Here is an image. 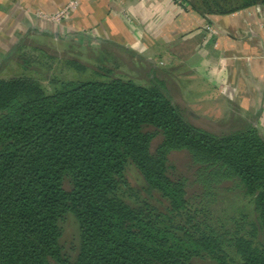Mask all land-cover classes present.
Wrapping results in <instances>:
<instances>
[{"label": "trees", "instance_id": "1", "mask_svg": "<svg viewBox=\"0 0 264 264\" xmlns=\"http://www.w3.org/2000/svg\"><path fill=\"white\" fill-rule=\"evenodd\" d=\"M227 3L191 6L231 12L264 0ZM32 45L23 39L11 53L24 70L32 63L21 53L26 46L50 58L64 56ZM75 62L69 65L88 69ZM115 64L93 66L89 78L54 77L51 91L34 76H0V264H264L259 128L247 120L222 122L217 131L197 125L157 68L136 79ZM158 134L162 140L152 150ZM182 150L206 188L236 179L255 218L241 213L231 218L235 225L215 226L209 208L189 194L187 178L172 172L170 154ZM131 165L138 184L128 177ZM69 213L80 228L73 258L60 242Z\"/></svg>", "mask_w": 264, "mask_h": 264}, {"label": "crops", "instance_id": "2", "mask_svg": "<svg viewBox=\"0 0 264 264\" xmlns=\"http://www.w3.org/2000/svg\"><path fill=\"white\" fill-rule=\"evenodd\" d=\"M70 1L76 5L51 17ZM191 2L200 4L0 0V74L11 69L12 50L23 39L95 51L105 44L109 54L128 56L126 65L142 76L157 68L173 100L195 124L206 120L220 129L222 122L247 120L264 135V3L204 13Z\"/></svg>", "mask_w": 264, "mask_h": 264}, {"label": "rangeland", "instance_id": "3", "mask_svg": "<svg viewBox=\"0 0 264 264\" xmlns=\"http://www.w3.org/2000/svg\"><path fill=\"white\" fill-rule=\"evenodd\" d=\"M228 6L230 3L233 5L240 4L242 0H227ZM230 7V6H229ZM27 45H36L39 43L37 40L26 41ZM47 46L52 54L64 55L61 58H50L49 56L34 50L30 46H26L21 50L22 54L32 60L29 65L30 69L24 70V67L19 64L14 58L13 63L9 66L6 72H3L1 77L7 78L12 76H18L27 74L38 78L42 85L51 91L55 87V83L52 81L54 77L61 79L66 78H89L91 75V68L95 65H111L116 67L115 62H118L120 67L118 68L125 76L132 78H138L141 73L130 69V59L128 56L121 54L113 55L109 54L105 50H91L88 48H80L75 44L56 42L55 40L43 42ZM32 45V46H33ZM54 50V51H53ZM12 58V57H11ZM73 59H76L75 64L88 67L86 71H78L69 65ZM17 64H16V62ZM127 61V63H125ZM76 66V65H75ZM32 69V70H31ZM35 70V71H34ZM198 124H203L204 128L217 131L218 128H214L211 124H207L206 120H195ZM151 129V128H149ZM162 134H158L152 143V150L156 145L161 142ZM170 163L173 164L172 172L176 176L183 175L188 181L189 194L195 197V202L198 205L207 206L214 216L212 223L215 226L220 227L221 223L227 222L228 225H235L232 217H239L241 213H246L247 219L252 220L255 218V212L253 209V203L249 196L244 193L243 187L238 183L236 179L226 178L219 182H213L210 187L206 188L202 181L199 180L197 165L193 163L191 156L187 150L173 151L170 154ZM128 177L138 184L141 181V177L137 170L131 165L128 169ZM65 187L71 188L72 181L69 177L65 178ZM62 236L60 242L63 246L64 253L70 257H75L79 250L80 245V228L79 223L75 216L71 213L67 214L61 221ZM250 228L249 223L246 224ZM196 264H209L206 260L196 259Z\"/></svg>", "mask_w": 264, "mask_h": 264}, {"label": "built area", "instance_id": "4", "mask_svg": "<svg viewBox=\"0 0 264 264\" xmlns=\"http://www.w3.org/2000/svg\"><path fill=\"white\" fill-rule=\"evenodd\" d=\"M182 1V0H177ZM76 5V1H70L60 12H58L56 15H53L51 17L53 18H59L64 15L65 12H67L71 7H74ZM208 29H212V27L208 26Z\"/></svg>", "mask_w": 264, "mask_h": 264}]
</instances>
